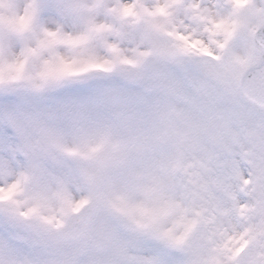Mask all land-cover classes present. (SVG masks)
I'll use <instances>...</instances> for the list:
<instances>
[{
  "label": "snow or ice",
  "instance_id": "snow-or-ice-1",
  "mask_svg": "<svg viewBox=\"0 0 264 264\" xmlns=\"http://www.w3.org/2000/svg\"><path fill=\"white\" fill-rule=\"evenodd\" d=\"M0 264H264V0H0Z\"/></svg>",
  "mask_w": 264,
  "mask_h": 264
}]
</instances>
